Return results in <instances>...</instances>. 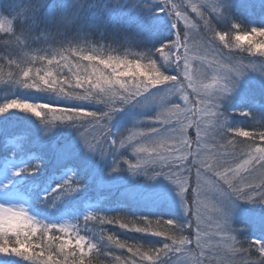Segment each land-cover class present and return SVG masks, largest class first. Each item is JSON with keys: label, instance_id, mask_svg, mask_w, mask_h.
Returning <instances> with one entry per match:
<instances>
[{"label": "snow or ice", "instance_id": "snow-or-ice-1", "mask_svg": "<svg viewBox=\"0 0 264 264\" xmlns=\"http://www.w3.org/2000/svg\"><path fill=\"white\" fill-rule=\"evenodd\" d=\"M162 4L159 12L171 17L174 38L154 51H137L135 38H126L119 47L82 36L33 39L23 25L17 26L16 17L0 16V33L5 34L0 42L27 49L20 63L8 60L17 72H8L7 83L57 98L44 103L6 99L0 104V114L19 110L53 126L71 122L81 130L80 137L90 151L105 156L130 148L134 159L121 158L129 171H142L151 179L164 176L177 187L189 217L187 224L169 219L163 221L166 230L152 231L160 219L99 217L98 212L83 218L164 238L161 247L142 252L141 246L107 236L108 242L133 254L124 264H186L183 258L172 259L177 254L190 258V264H264V239L240 240L239 230L231 224L237 201L264 203V120H256L253 107L241 114L253 118L255 131L232 127L221 104L249 72L264 76V59H260L264 57V28H245L233 21L231 0H162ZM26 11L21 8L17 15L26 18ZM218 21L230 22L231 29L224 31ZM36 40L40 43L33 47ZM241 51L250 55H240ZM168 68L175 74H169ZM208 73L211 83H205ZM161 88L162 94L153 92ZM134 102L157 106L158 111L147 118L152 125L137 121L114 135V116ZM90 103L102 104L104 110L90 111L86 107ZM56 105L63 107L50 120L48 115L56 111ZM190 128L195 129V138L188 135ZM119 170L117 159L113 171ZM79 186L72 176L56 191L65 194ZM95 234L99 240L80 235L78 224L44 223L23 207L0 204V253L30 264H92L88 254L93 250L103 254L107 246L102 243L105 237Z\"/></svg>", "mask_w": 264, "mask_h": 264}, {"label": "trees", "instance_id": "trees-1", "mask_svg": "<svg viewBox=\"0 0 264 264\" xmlns=\"http://www.w3.org/2000/svg\"><path fill=\"white\" fill-rule=\"evenodd\" d=\"M113 1L118 3L115 4ZM122 1L123 0H85L83 8L80 10V19L69 35L75 34V36H82L86 40L119 47L126 39L124 30L128 32V30H131L133 27L130 20L124 22L123 15L129 14V9H127L128 6L126 8L124 7ZM129 1L132 2L133 0ZM246 1L247 0L238 1L237 5L231 10L237 18H242L239 23L245 28H247V20L245 16L249 15L246 9ZM70 2L71 0H47L39 12L41 21H44L49 16L50 12L60 11L65 4ZM23 6L24 5L20 0H17L15 4L11 3V0H0V14L6 17H14ZM101 7H103L109 14L112 13L114 16L105 17V15L102 14ZM251 16L252 15L250 14V17ZM115 18H119L125 23L123 30L113 23ZM16 24L18 27L22 26L18 19L16 20ZM259 27L264 28V24ZM35 32L39 33L40 28L37 27ZM233 35H235V33H233ZM3 38H5V34L0 33V40ZM34 43L36 45H33V47H36L39 45L40 40H36ZM25 52H27V49H21L15 45H5L0 42V69H2V71H0V80L3 81L0 83V104L10 98L30 99L39 103L57 99L52 93L24 89L18 85L7 83L9 79L8 72H17L14 65L11 67L8 66V60L12 59L17 63H20V59L24 56ZM247 55L250 54H246L245 56ZM253 59L258 60L259 58L253 57ZM260 59H264V57ZM245 63H247V61H245ZM21 67H24V65L21 64ZM37 67H39V65H37ZM254 73L255 72H252V74ZM17 78H22V76ZM243 89L248 91L249 94V97H246V103L243 104V107H247L249 110L254 107L263 114L264 81L260 80L255 82L247 80ZM96 105L104 108V105L102 104ZM54 107L56 108V111L51 112L48 115V119L50 120L53 119L55 115L59 114L58 109L63 107V105H56ZM225 113L229 117L230 126L244 128L245 131H255V129L251 127L252 117L242 115L241 112L236 114ZM7 121H12L14 123H34L39 127H42V132L40 133L41 138L31 137L29 134L22 135V137L9 134V130L5 131L6 128L4 130L2 129V126H7ZM48 125L52 124H45L33 114L19 110H11L4 114H0V168L9 164L6 161L11 158L13 152L15 166L19 164L17 170L14 169V166H11V171L9 172L10 179L8 193L18 204V206L13 207L25 208L30 216L44 223L78 224L80 235L90 236L94 240H99L98 235L95 233L102 234L105 237V241L102 243L107 245L102 249L103 254L97 253L93 250L92 253L88 254V259L92 261V264H124L126 259L133 258V254L129 256L128 253L130 252L127 251V248L121 249L116 244L108 242L106 238L111 235L117 237L121 241L122 237L138 233L121 229L116 223H101L100 219H90L85 222L83 218L91 212H98L99 217L107 216L123 218V214L127 211H131L133 214V216L127 217L129 219H132L134 216L150 218L151 215L155 214L154 209L145 203L134 202L128 198L119 196L118 193L114 194L111 189L106 187V185L101 186L98 183L92 182L88 176H84L82 174L83 172L77 169H73L72 174L65 171L64 173H60L58 177H51L49 169L50 164L52 159L58 154L54 155L53 158H49L48 154L44 155L41 153L42 151L40 148L34 146L39 140H51L53 143H58V138L60 136L55 139L51 138V136H43L45 133L43 128H47ZM52 127L54 129L53 131L59 135H62L61 132H63L68 134L67 136L73 135L74 138L80 136L81 130L71 122H56ZM193 129L189 131V136L195 138V129ZM240 139L243 138L241 137ZM217 140H219V137H217ZM220 142L223 143L224 141ZM64 145L68 146L67 140ZM72 176H74L79 182V188L76 191L65 194L57 192L56 189L58 185L62 184L67 178ZM119 176L125 178V175L123 174H119ZM115 181L118 182L117 179ZM107 183L111 187H114L112 182ZM0 204L5 205L6 203L3 200ZM236 205L237 207L233 213L232 222L233 225L239 229L238 235L240 237L238 238L240 240L249 237L264 239V203L237 201ZM123 209L125 211L121 213V210ZM148 209H151V211L149 212ZM156 213L161 214L166 220H175L179 224H187L189 221L188 215L185 218L184 216L178 215L167 209H162ZM160 220L162 221L161 224L155 225L152 231L166 230L167 226L163 223L162 218ZM101 230H103L102 233ZM69 231L71 232L72 229L69 228ZM139 234L142 237H144V235L147 237H153L157 242L156 245L159 244L162 246L165 242L163 237L151 233ZM187 234L188 233L186 232L185 235ZM57 235L60 234L57 233ZM72 235L75 236V232H72ZM245 246L247 245L245 244ZM145 247L146 245L140 247V251H147L149 250L148 248H150ZM180 257V254H177L176 256H173L172 259L176 260ZM134 258L138 261L139 255ZM0 264H30V262L21 257L8 256L0 253Z\"/></svg>", "mask_w": 264, "mask_h": 264}, {"label": "rangeland", "instance_id": "rangeland-1", "mask_svg": "<svg viewBox=\"0 0 264 264\" xmlns=\"http://www.w3.org/2000/svg\"><path fill=\"white\" fill-rule=\"evenodd\" d=\"M238 1L240 0H231L230 15L232 20L235 22H240L242 20V18H237V16L231 12L232 8L237 5ZM113 2L115 4L118 3L115 1ZM122 3L125 8L128 6L127 9H129V14L123 15L124 22L130 20L133 26H131L133 30L132 28L131 30H128V32L124 30V33L126 38H135L137 41V51H154L156 48L160 47L161 44L174 38V29L172 28L171 17L166 12H159V9L163 7L162 0H133L132 2L129 0H123ZM246 9L249 14L245 16L247 20V28L259 27L261 24H264V0H247ZM101 10L105 17L114 16L112 13L109 14L106 12L103 7H101ZM250 14L252 15L251 17ZM190 15L195 18L194 13H190ZM124 22L119 18H115L113 23L118 25L123 30V26L125 24ZM217 23L218 27L224 31L231 29L230 22L225 23L223 21H218ZM234 37L235 35H233L232 44H235ZM218 43L220 42L218 41ZM244 43L246 44V41ZM221 46L223 45L221 44ZM233 51L240 50L233 49ZM192 55L195 56L196 53L193 52ZM209 59H211V57H209ZM144 63L147 64L148 61L145 60ZM197 64L198 62L194 60L193 66L196 67ZM167 72L169 74H175L173 68H168ZM211 75V73H208L209 78L205 81V83H211ZM247 80L255 82L260 80L264 81V76H261L258 72H255L254 74L251 72L245 75L241 79L235 91L226 99L221 101L223 111L230 114L249 111L247 107H243V104L246 103V97H249L248 91L243 89ZM153 92L162 94L163 89H153ZM171 99L176 100L178 98L172 97ZM86 107L90 111L99 112L104 110L102 106L94 103L87 104ZM251 109L252 108H250V110ZM156 111H158V108L155 104H145L144 106H139L134 102L124 106L123 110L116 114L111 122L113 134L116 135L124 132L127 128L132 127L137 121L142 122L145 126H151L153 122L147 118L153 116ZM256 112V120H264V113L262 114L261 111L257 109ZM253 122L252 118L251 123L253 124ZM6 124L7 126H2V129L4 130L6 128L5 131L9 130V134L21 137L22 135L29 134L31 137L41 138L40 133L42 132V127H39L34 123H14L12 121H7ZM208 127L210 128L211 126ZM43 129L45 131L43 135L44 137L51 136V138L55 139L60 136L58 138V143H53L51 140H39L40 142L37 141L34 145L35 147L40 148L42 151L41 153L44 155L48 154L49 158H53L54 155L58 154L52 159L50 164L49 169L51 177H58L60 173H64L65 171L72 174V170L77 169L82 171L84 176H88L92 182L98 183L101 186L106 185V187L111 189L114 194L118 193V195L123 198L147 204L149 207L154 209L155 214L150 217L153 221L161 218L163 221L166 220L161 214L156 213L162 209L170 210L171 212L184 216L185 218L187 217V214L182 207L177 187L172 184L170 180L164 176H158L155 179H151L150 175H145L142 171L133 174L127 169V165L123 163V159H134V155L130 148H123L118 153L110 152L108 155L101 156L98 152H93L87 149L80 136L74 138L73 135L67 136L68 134L63 132H61L62 135H59L53 131L54 129L52 125H48L47 128ZM192 129L193 128H190L188 130V135L189 131ZM66 140L68 141V146L64 145ZM13 158L14 152L12 153L11 158L6 161L9 164L0 168V202L4 200L6 203L5 206L10 207L18 206L16 201L8 195L10 179L9 172L11 171V166H14V169L16 170L19 168V164L15 166ZM117 159H120V170L113 171L115 161ZM119 174L125 175L126 179L119 176ZM116 179L118 182L115 181ZM107 182H112L114 187L108 185ZM124 211V209L121 210V213ZM148 211L150 212L151 209H148ZM128 216H133L131 211H127L123 214V217ZM138 234L133 233L131 236L122 237L121 241H126L128 244H135L141 247L146 245L145 248L161 247L159 244L156 245L157 242L153 237H147L145 235L142 237ZM128 254L130 256L132 253ZM180 258L185 259L186 264H190V258L187 256Z\"/></svg>", "mask_w": 264, "mask_h": 264}, {"label": "clouds", "instance_id": "clouds-1", "mask_svg": "<svg viewBox=\"0 0 264 264\" xmlns=\"http://www.w3.org/2000/svg\"><path fill=\"white\" fill-rule=\"evenodd\" d=\"M16 2L17 0H11L13 4ZM20 2L23 3V8L27 10L25 14L26 18L18 16L17 14L19 11L14 17L24 26L25 31L30 32L33 39L49 36L59 40L64 38L70 39L75 36V34L69 35V33L80 19V10L83 8L85 0H71V2L65 4L60 11L50 12L49 16L44 21H41L39 12L47 0H20ZM0 16L3 15L0 14ZM37 27L40 28L39 33L35 32ZM246 54V51L240 52V55ZM236 207L237 205L232 210V217ZM231 224L234 229L239 230L233 225L232 220Z\"/></svg>", "mask_w": 264, "mask_h": 264}]
</instances>
